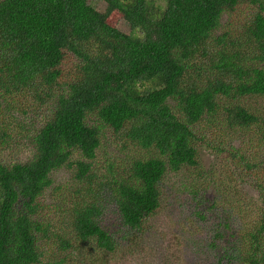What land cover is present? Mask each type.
Instances as JSON below:
<instances>
[{"label":"trees","instance_id":"16d2710c","mask_svg":"<svg viewBox=\"0 0 264 264\" xmlns=\"http://www.w3.org/2000/svg\"><path fill=\"white\" fill-rule=\"evenodd\" d=\"M104 1L0 0V264H131L200 145L257 196L192 191L197 259L264 264V0Z\"/></svg>","mask_w":264,"mask_h":264},{"label":"rangeland","instance_id":"374dc122","mask_svg":"<svg viewBox=\"0 0 264 264\" xmlns=\"http://www.w3.org/2000/svg\"><path fill=\"white\" fill-rule=\"evenodd\" d=\"M91 3L100 11H103L106 7V2L104 0H91ZM119 28L125 32H129L130 30L129 24L125 20L119 22ZM258 108H260L261 111H264V97L259 99ZM120 145L121 144L116 146L113 145L114 147L110 145L108 152L110 149H114L113 151H119ZM29 152L30 148L24 147L21 150L20 155L26 157ZM200 155L202 168L200 167L199 170L201 169L200 171L206 172L208 171V168L215 166L214 169L216 173L212 176H208L205 183H199L198 174H194L193 178H191L189 174L183 176L170 173L168 180L165 181V186L167 188L166 192L171 194L173 201L174 199H177V202H174L175 204L173 206L171 205L165 212L162 211L158 217H154L153 221L157 222L159 226H162L163 224V231L147 233L140 240L136 247L135 259L131 264H198L201 261L202 257L197 259V254L194 249L195 243L197 244L200 238L201 230L198 227L197 222L190 217L189 212L194 211L193 206H196L195 203L197 201L195 198L197 197L196 192L202 187V185H209L207 197L210 201L215 202L216 199L214 197L219 194V185H224L221 182V179H223L224 181L233 184L231 187H228V192L226 193H229V195L231 194L230 196L236 197V209H239L242 206L244 208V205L245 207H253L255 205L253 202L257 193L253 192L248 183L238 182V174L231 162L222 155L220 156L209 152L201 145ZM66 177V172L58 171L54 176L55 183L59 184L63 182ZM212 178H217V181L212 182ZM193 190H196V192L193 193ZM55 196L56 194L54 190H49L47 193V202H52ZM178 206L188 211L181 214L176 210V207ZM56 212L57 213L51 212L50 214L58 216L56 219L61 218L62 215H59L58 211ZM167 217L170 218V222H168ZM111 221L112 219L109 218L110 223ZM57 224L60 225L59 222ZM181 248H183L182 252H180ZM184 253L186 254L183 255ZM171 254H174L175 256L170 258ZM110 264H117V261L115 260ZM201 264H208V261L202 260Z\"/></svg>","mask_w":264,"mask_h":264}]
</instances>
